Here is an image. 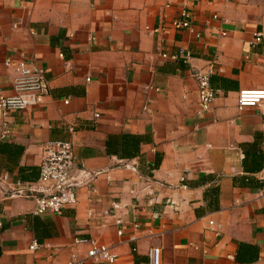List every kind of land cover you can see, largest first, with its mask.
Segmentation results:
<instances>
[{
    "label": "crops",
    "instance_id": "0c3cea01",
    "mask_svg": "<svg viewBox=\"0 0 264 264\" xmlns=\"http://www.w3.org/2000/svg\"><path fill=\"white\" fill-rule=\"evenodd\" d=\"M5 58L39 65L49 93L4 118L0 264H109L86 257L89 240L113 264H147L152 247L160 264H264V114L236 107L238 89L264 88V0H0V94ZM210 60L219 92L200 111L192 71ZM68 127L71 175L91 177L74 204L33 213L14 182Z\"/></svg>",
    "mask_w": 264,
    "mask_h": 264
},
{
    "label": "built area",
    "instance_id": "2783aa9c",
    "mask_svg": "<svg viewBox=\"0 0 264 264\" xmlns=\"http://www.w3.org/2000/svg\"><path fill=\"white\" fill-rule=\"evenodd\" d=\"M164 6L167 7L168 3H165ZM170 23L174 28L188 26L187 20L174 19ZM12 26L16 27V23ZM145 28L148 32L157 30L156 28ZM261 36L259 31H254L249 44L260 42ZM160 56L165 57L166 53H160ZM169 57L173 59L180 57L182 61H188L190 54L188 51L179 50L177 55L174 54ZM3 64L13 70V77L10 82V92L0 94V138L5 137L8 132L4 122L8 113L38 105L49 93V85L44 70L33 61L5 58ZM214 71H219L214 60L207 61L204 67L195 68L192 71L196 83L197 105L200 111L207 110L214 95L219 92L209 83V77ZM63 102L66 103L67 100L63 99ZM236 107L238 109L255 107L261 114H264V88L238 89L236 91ZM68 132L69 137L67 139L49 141L42 147L38 173L34 180L17 179L14 182L16 191L12 195L21 193L30 197L34 202L33 213L45 211L59 213L65 205L74 204L76 201L75 187L86 184L91 177V174L85 170H79L77 177L71 175L73 143L70 137L72 133L70 127H68ZM1 180L6 181V176L2 175ZM257 195L261 200V206L264 207V179L261 181ZM88 243L89 247L85 253L87 258L113 264L116 255L107 245L96 240H89ZM37 245L36 241H32L28 247L34 249ZM158 250V247H152L148 250L147 264H160L156 256ZM67 264H82V261L71 258Z\"/></svg>",
    "mask_w": 264,
    "mask_h": 264
},
{
    "label": "trees",
    "instance_id": "16d2710c",
    "mask_svg": "<svg viewBox=\"0 0 264 264\" xmlns=\"http://www.w3.org/2000/svg\"><path fill=\"white\" fill-rule=\"evenodd\" d=\"M20 180H21V179H20ZM32 180H34V179H32ZM26 181H27V180H26ZM243 247H244V244L241 245V250H240V247H239V249H237V251H236L235 258H236L237 260H244V259H245V258H244V255H246V254H245L246 250H244Z\"/></svg>",
    "mask_w": 264,
    "mask_h": 264
}]
</instances>
